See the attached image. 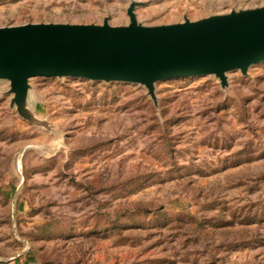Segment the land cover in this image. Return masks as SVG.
Instances as JSON below:
<instances>
[{
  "label": "rangeland",
  "instance_id": "obj_1",
  "mask_svg": "<svg viewBox=\"0 0 264 264\" xmlns=\"http://www.w3.org/2000/svg\"><path fill=\"white\" fill-rule=\"evenodd\" d=\"M145 26L264 0H0V28ZM139 84L0 81V264H264V62Z\"/></svg>",
  "mask_w": 264,
  "mask_h": 264
},
{
  "label": "water",
  "instance_id": "obj_2",
  "mask_svg": "<svg viewBox=\"0 0 264 264\" xmlns=\"http://www.w3.org/2000/svg\"><path fill=\"white\" fill-rule=\"evenodd\" d=\"M131 3L129 24L38 23L0 28V81L9 84L12 105L29 118L30 80L81 78L139 84L155 103V84L168 79L247 75L264 62V7L197 21L145 26Z\"/></svg>",
  "mask_w": 264,
  "mask_h": 264
}]
</instances>
